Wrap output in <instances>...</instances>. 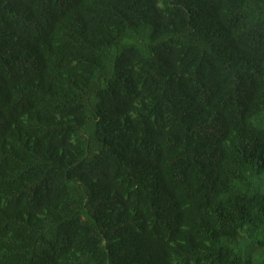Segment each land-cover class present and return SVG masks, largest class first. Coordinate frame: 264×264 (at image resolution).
<instances>
[{
  "label": "trees",
  "instance_id": "trees-1",
  "mask_svg": "<svg viewBox=\"0 0 264 264\" xmlns=\"http://www.w3.org/2000/svg\"><path fill=\"white\" fill-rule=\"evenodd\" d=\"M0 264H264V0H0Z\"/></svg>",
  "mask_w": 264,
  "mask_h": 264
}]
</instances>
